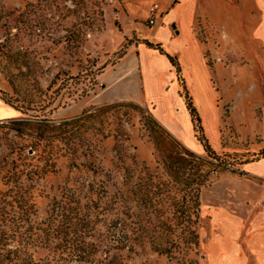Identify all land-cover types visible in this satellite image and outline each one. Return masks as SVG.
<instances>
[{
  "label": "rangeland",
  "instance_id": "1",
  "mask_svg": "<svg viewBox=\"0 0 264 264\" xmlns=\"http://www.w3.org/2000/svg\"><path fill=\"white\" fill-rule=\"evenodd\" d=\"M263 5L0 0V264H263L244 243L263 208L229 191L264 180L224 173L202 188L200 243L186 244L177 212L184 193L164 159L172 148L205 155L202 145L172 135L152 105L98 95L99 75L130 47L157 44L164 26L172 33L159 42L165 53L180 63L192 46L206 65L220 116L218 139L207 123L213 148L254 158L264 149ZM23 118L30 123L15 131Z\"/></svg>",
  "mask_w": 264,
  "mask_h": 264
},
{
  "label": "crops",
  "instance_id": "2",
  "mask_svg": "<svg viewBox=\"0 0 264 264\" xmlns=\"http://www.w3.org/2000/svg\"><path fill=\"white\" fill-rule=\"evenodd\" d=\"M179 33L180 31L177 30V34ZM163 37L172 40V33L168 28L160 26L156 37L158 43H156L161 44L159 42ZM192 44L194 51H199L198 44L194 41ZM186 48L184 47L185 56L180 58L181 74L190 95L198 106L200 115H202V124L206 135L211 138L207 127L209 122L218 139L220 116L216 110L213 88L207 78L206 65L199 58L200 56L193 57L192 46ZM196 55L198 54L196 53ZM98 79L101 86L98 95H102L106 101L131 100L146 106L152 105L154 117L172 135L190 148L195 150L200 148L185 99L180 93L176 69L168 58L158 50L150 49L144 44L132 46L116 65L107 69ZM201 97L204 104L198 101V98ZM244 171L251 177L264 180V159L245 165ZM246 181L249 183L245 189L231 190L229 193L246 199L253 209L262 206L264 213V183L260 184L250 179ZM261 223L257 222L253 225L251 236L244 243L248 251L246 254L261 257L264 264V219ZM236 242L237 250L242 254L243 241L239 238ZM244 263L246 262L243 261Z\"/></svg>",
  "mask_w": 264,
  "mask_h": 264
},
{
  "label": "trees",
  "instance_id": "3",
  "mask_svg": "<svg viewBox=\"0 0 264 264\" xmlns=\"http://www.w3.org/2000/svg\"><path fill=\"white\" fill-rule=\"evenodd\" d=\"M145 44L148 48L158 50L162 55H165L176 69L178 81L185 83L181 77L182 71L177 57L165 53L161 44H153L151 42H145ZM184 99L192 119L195 137L202 145L205 155H199L186 149L179 151L172 148L170 154L164 159V168L184 193L182 205L177 210L178 217L184 225L183 234L186 235L184 241L186 244L197 247L200 243V237L196 230V225L200 218L202 188L209 186L224 173H232L239 176L248 175L239 167H244L245 165L264 159V149L252 159L246 158V155L238 157V155L228 153L219 154L213 148L206 135L202 118L194 105L193 97L190 95L187 87H184ZM4 101L13 106L17 111L26 114L24 106H14L11 100H7L6 98H4ZM12 123L17 126L14 128L15 131L21 132V126L28 125L30 122L23 118L19 121L14 120ZM155 247L159 254L170 252V250L160 245H155Z\"/></svg>",
  "mask_w": 264,
  "mask_h": 264
},
{
  "label": "built area",
  "instance_id": "4",
  "mask_svg": "<svg viewBox=\"0 0 264 264\" xmlns=\"http://www.w3.org/2000/svg\"><path fill=\"white\" fill-rule=\"evenodd\" d=\"M160 8L158 4H153L150 9H149V13H150V20L149 23L151 26L155 25L156 23V17L159 14ZM160 16V15H159Z\"/></svg>",
  "mask_w": 264,
  "mask_h": 264
},
{
  "label": "water",
  "instance_id": "5",
  "mask_svg": "<svg viewBox=\"0 0 264 264\" xmlns=\"http://www.w3.org/2000/svg\"><path fill=\"white\" fill-rule=\"evenodd\" d=\"M175 26H173V28H174Z\"/></svg>",
  "mask_w": 264,
  "mask_h": 264
}]
</instances>
